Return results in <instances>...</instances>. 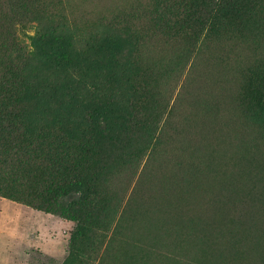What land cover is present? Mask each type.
Here are the masks:
<instances>
[{"label":"rangeland","instance_id":"374dc122","mask_svg":"<svg viewBox=\"0 0 264 264\" xmlns=\"http://www.w3.org/2000/svg\"><path fill=\"white\" fill-rule=\"evenodd\" d=\"M25 1L0 0V38L9 30L27 46ZM43 1L79 29L139 14L145 59L170 63L137 126L115 127L102 147L84 228L0 196V264H264V126L241 100L264 77V17H236L232 31L188 49L192 14L166 45L146 29L148 0Z\"/></svg>","mask_w":264,"mask_h":264},{"label":"trees","instance_id":"16d2710c","mask_svg":"<svg viewBox=\"0 0 264 264\" xmlns=\"http://www.w3.org/2000/svg\"><path fill=\"white\" fill-rule=\"evenodd\" d=\"M32 1L29 45L9 30L0 38V196L84 228L104 166L102 147L116 139L115 127L137 126L140 103L170 61L163 67L145 59L148 38L134 23L139 14L132 12V21L111 19L79 29L52 17L51 4ZM263 2L148 0L141 13L148 32L166 45L182 36L192 14L189 49L201 46L209 33L232 31L236 17L263 18ZM253 87L244 88L241 100L264 126V77Z\"/></svg>","mask_w":264,"mask_h":264}]
</instances>
